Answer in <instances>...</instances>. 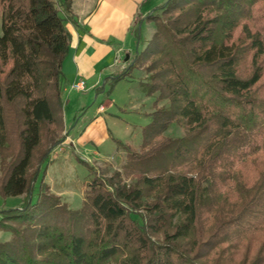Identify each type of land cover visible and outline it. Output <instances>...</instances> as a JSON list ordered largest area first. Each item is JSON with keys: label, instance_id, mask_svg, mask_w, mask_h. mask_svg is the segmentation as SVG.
I'll return each mask as SVG.
<instances>
[{"label": "trees", "instance_id": "1", "mask_svg": "<svg viewBox=\"0 0 264 264\" xmlns=\"http://www.w3.org/2000/svg\"><path fill=\"white\" fill-rule=\"evenodd\" d=\"M71 4L0 0V197L22 196L0 211V264H264V0H167L146 15L152 38L105 82L146 63L141 93L168 105L137 151L115 140L126 162L93 177L78 210L42 168L67 136ZM173 124L183 136H165Z\"/></svg>", "mask_w": 264, "mask_h": 264}, {"label": "rangeland", "instance_id": "2", "mask_svg": "<svg viewBox=\"0 0 264 264\" xmlns=\"http://www.w3.org/2000/svg\"><path fill=\"white\" fill-rule=\"evenodd\" d=\"M147 23L141 28L139 43L134 42L132 57L135 50L140 52L144 49L156 30L153 22ZM147 67L146 63L137 65L131 73L136 83L131 86L126 82L112 87L109 83H102L104 89L101 93L92 90L85 94L70 91L66 87V91L61 94L64 133L70 139L52 150L42 168L48 171L45 180L52 187V192L57 193L61 202L70 209L82 207L87 185L93 177L108 178L126 162V153L116 146L115 140L137 151L141 144L142 129L150 123L149 115L154 112V108L168 105L166 101L159 102L156 96L144 98L139 93L141 85L148 79ZM101 105L104 106V112L97 114ZM91 120L93 123L87 125ZM165 136L181 137L183 131L173 124ZM38 185L33 191L32 201L36 200ZM21 203L22 196L0 197V211L19 208ZM9 238L8 233L0 232V243Z\"/></svg>", "mask_w": 264, "mask_h": 264}, {"label": "crops", "instance_id": "3", "mask_svg": "<svg viewBox=\"0 0 264 264\" xmlns=\"http://www.w3.org/2000/svg\"><path fill=\"white\" fill-rule=\"evenodd\" d=\"M166 1L71 0L75 23L71 21L65 23L70 40L68 41V54L62 64L61 94L72 83L84 82L85 91L78 93L85 94L97 90L102 83L106 84V79L110 81L116 78L131 62L132 48L136 41L135 28L140 23L141 28L143 25H147L146 15L165 4ZM126 57H128L127 61ZM123 82L131 86L136 83V80L131 74L115 84ZM139 93L144 97V94ZM103 110L104 106L101 105L97 114L103 113ZM92 123L91 120L87 125ZM67 139L70 138L66 136L65 140L67 141ZM47 172L46 170V176ZM49 188L52 192L53 189L50 185Z\"/></svg>", "mask_w": 264, "mask_h": 264}, {"label": "built area", "instance_id": "4", "mask_svg": "<svg viewBox=\"0 0 264 264\" xmlns=\"http://www.w3.org/2000/svg\"><path fill=\"white\" fill-rule=\"evenodd\" d=\"M85 89V83L82 81L72 83L69 87V90L74 92H84Z\"/></svg>", "mask_w": 264, "mask_h": 264}, {"label": "water", "instance_id": "5", "mask_svg": "<svg viewBox=\"0 0 264 264\" xmlns=\"http://www.w3.org/2000/svg\"><path fill=\"white\" fill-rule=\"evenodd\" d=\"M126 61L128 60V57H126V59H125Z\"/></svg>", "mask_w": 264, "mask_h": 264}]
</instances>
